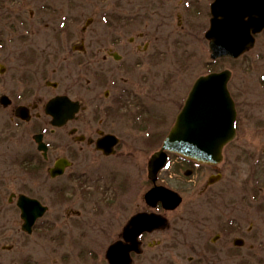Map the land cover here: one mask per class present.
<instances>
[{"label":"rangeland","instance_id":"rangeland-1","mask_svg":"<svg viewBox=\"0 0 264 264\" xmlns=\"http://www.w3.org/2000/svg\"><path fill=\"white\" fill-rule=\"evenodd\" d=\"M212 1L0 0V25L9 30L17 20H26L33 21L37 34L41 25H47L45 34L58 35L61 31L74 40L113 36L128 43L130 37L147 29L149 35H158L165 53L163 63L158 65L162 69L165 104L172 103L175 90L180 99L193 80L210 67L232 70L230 87L242 114L236 137L225 146L223 159L215 166L186 163L173 157L162 183L180 191L184 200L176 208L166 210L169 227L147 237L149 245L133 264H264V31L255 46L239 58L224 57L214 62L204 36ZM145 13L146 23L139 22ZM132 16L139 19L132 20L136 24L130 26L131 21L124 19ZM122 51L130 61L138 59L130 48ZM56 65L53 61L52 69ZM52 81L61 84L58 89L52 87V95L81 90L74 84L69 69L53 72ZM164 126H168L166 121ZM32 132L28 125H17L9 111L0 110V264H34L36 260L40 264H61L64 254L71 256L84 246L105 251L121 235L120 226L129 215L149 209L144 199L152 184L148 167L137 164L140 174L133 177L130 186L129 212L125 218L115 220V231L109 216H99L98 231H93L90 223L81 229V219H67L61 204L55 203L42 219L50 222L51 231L26 233L15 202L10 201L12 192L41 198L49 195L38 178H26L22 165L27 156L37 153ZM50 138L61 143L67 137L56 132ZM146 143L133 134V152L138 149L143 160L145 153L149 156L160 144ZM188 168L192 169L191 174H186ZM217 173L222 176L211 183L209 178ZM44 201L49 203L48 199ZM238 238L245 241L243 245L235 243ZM150 243L157 245L152 247ZM77 259L72 257L74 262Z\"/></svg>","mask_w":264,"mask_h":264},{"label":"flooded vegetation","instance_id":"flooded-vegetation-1","mask_svg":"<svg viewBox=\"0 0 264 264\" xmlns=\"http://www.w3.org/2000/svg\"><path fill=\"white\" fill-rule=\"evenodd\" d=\"M137 19L132 16L130 26L136 24L132 20ZM140 20L146 23L147 14ZM32 23L17 20L10 30L0 25V110L9 111L17 125L30 126L34 141L39 137L45 144L46 150L41 151L36 143L37 153L27 156L22 165L26 178H38L49 195L41 198L26 192H12L10 201L15 202L20 217L22 195L40 202L46 208L45 215L51 212L52 205L59 203L67 219L76 216L75 220L80 218L84 224L79 225L81 229H86L90 223L93 231L99 229V216H109L115 231V220L125 218L129 212L130 186L133 177L140 174L136 168H142L143 164L148 167L186 96L180 93L181 97L177 99L179 92L175 90L171 94L172 103L165 104L162 69L158 67L165 55L163 43L158 35H149L148 29L130 37L127 43L113 36H83L74 40L73 36L63 35L61 31L58 35H48L45 34L47 25H41L37 34ZM125 48H130L138 59L130 61L126 58L122 51ZM172 55L176 54L172 51ZM53 61L57 63L54 69ZM63 69L70 70L74 84L81 89L79 93L72 94L70 90L52 95V87L58 89L61 85L60 81H52V73H61ZM152 71L155 73L151 75ZM57 95L71 97L77 107L74 116L66 118L60 126L53 124L54 118L48 108ZM65 110L68 109L64 108L62 112ZM241 118L239 110L238 130ZM165 121L170 124L167 130ZM56 132L67 138L61 143L51 140V133ZM133 134L147 140V146H153L156 141L160 144L149 156L145 153L143 160L138 149L133 152ZM177 158L182 161L179 156ZM165 171H159L155 179L149 178L151 187L164 184ZM148 208L135 214L155 211L165 215L166 212L160 202L155 207L148 205ZM133 215H129L126 223L120 226L121 235L114 241L123 237L125 225ZM43 217L28 234L51 231L50 222L42 220ZM166 229L143 232L140 255L149 245L147 237ZM154 245L157 244L150 243V246ZM84 247L71 256L64 254L61 264H109L104 252L94 246ZM72 257L78 259L74 262ZM34 264L40 263L36 260Z\"/></svg>","mask_w":264,"mask_h":264},{"label":"water","instance_id":"water-1","mask_svg":"<svg viewBox=\"0 0 264 264\" xmlns=\"http://www.w3.org/2000/svg\"><path fill=\"white\" fill-rule=\"evenodd\" d=\"M212 12L214 16L207 36L211 39L213 58L240 56L254 46L255 37L252 32L257 33L264 28V0H216L212 5ZM230 76L231 71L224 70L202 76L196 81L177 124L164 142V148L204 162L218 163L222 160L223 147L236 133L237 113L228 89ZM69 101L67 97L53 100L51 112L55 124H61L65 118L73 116L76 109L62 112ZM165 161L164 151L155 154L150 161V175L153 176ZM147 197L161 198L168 202L172 200L174 203L170 207L176 206L180 201L178 194L164 187L152 189ZM20 205L28 227L41 208L36 200L24 196L20 199ZM43 210L44 208L38 214L41 215ZM142 219L140 215L135 216L127 228V237L133 242L143 230ZM128 254L129 249L123 243H117L111 246L108 256L115 263L121 261L119 264H129Z\"/></svg>","mask_w":264,"mask_h":264}]
</instances>
